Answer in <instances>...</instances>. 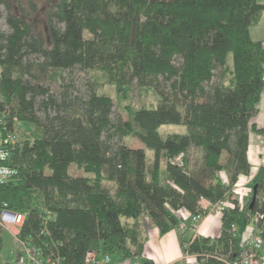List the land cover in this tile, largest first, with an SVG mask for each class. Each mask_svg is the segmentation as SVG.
<instances>
[{"label":"trees","instance_id":"obj_1","mask_svg":"<svg viewBox=\"0 0 264 264\" xmlns=\"http://www.w3.org/2000/svg\"><path fill=\"white\" fill-rule=\"evenodd\" d=\"M47 3L42 11L37 0H0L9 29L0 31V139L15 137L13 145H0L8 151L0 165L17 173L0 183V207L5 203L24 214L22 237L38 233L43 210L51 212L46 240L64 264H82L89 250L140 255L145 219L163 235L179 227L177 211L204 214L202 200L225 201L250 173V123L264 89V46L252 40L250 27L264 5ZM229 60L232 80L224 85ZM75 68L101 72L120 96L133 87L151 89L158 104L130 112L127 120L112 119L113 102L97 93L96 83H86L85 95L64 83L63 73ZM46 81L63 82L59 93L44 86ZM162 125H184L187 133L162 137ZM128 137L153 152L151 163L143 149L123 143ZM195 151L197 158L191 156ZM71 167L90 176L72 175ZM251 187L252 209L237 203L224 208L220 234L181 241L183 252L201 264L238 258L244 251L238 232H245L250 215H264L261 171ZM257 229L264 238V219Z\"/></svg>","mask_w":264,"mask_h":264},{"label":"built area","instance_id":"obj_2","mask_svg":"<svg viewBox=\"0 0 264 264\" xmlns=\"http://www.w3.org/2000/svg\"><path fill=\"white\" fill-rule=\"evenodd\" d=\"M264 81V75L262 77ZM1 124V122H0ZM15 137L8 133L3 139H0V145H13ZM8 155V151L0 147V161H4ZM179 158L177 159V161ZM16 171L4 165H0V183H6L16 176ZM255 171H251L248 176L239 178L236 184L232 187L228 198L216 205V211L221 212L226 207H233V203H237L240 208L243 207V202L251 194V183L254 179ZM205 201V200H202ZM207 202V201H205ZM207 204H209L207 202ZM200 208L205 211L203 214L189 215V221L193 233L196 232V224H198L206 214L208 209L200 205ZM176 214V213H175ZM52 214L49 211L43 210L41 223L42 228L38 233L22 237L21 228L24 225L25 216L22 213L14 212L7 208L3 203L0 207V229L7 232L14 241L16 247V264H64L63 258L55 251V245L49 237L47 225L52 220ZM264 219L261 213H255L249 217V225L245 232L240 237L244 246V251L233 261H225V264H264V238L260 235L257 225ZM180 230L185 228L184 221H180ZM232 230L235 227L232 226ZM186 255H190L186 253ZM82 264H119L112 258V255L107 253H98L94 250L86 251Z\"/></svg>","mask_w":264,"mask_h":264},{"label":"rangeland","instance_id":"obj_3","mask_svg":"<svg viewBox=\"0 0 264 264\" xmlns=\"http://www.w3.org/2000/svg\"><path fill=\"white\" fill-rule=\"evenodd\" d=\"M48 0H37L38 5L41 7L42 11L47 8ZM261 4L264 5V0H258ZM0 31L4 33H8L9 29L5 23V9L2 4H0ZM250 36L252 40L259 41L264 46V12L258 23L252 27H250ZM86 37H88L86 35ZM33 61H37L32 58ZM231 61H228V65L226 71L223 76V84L229 85L232 80V73H231ZM216 73V72H215ZM64 76V83H71L74 86V89L77 94L85 95L87 91V82L96 83L97 86V93L99 95L109 97L114 105L112 119L116 117H121L123 120H127L130 118V112L135 111L141 108H155L158 104V98L155 93L151 89H137L135 87L129 89L124 96H120L117 94L114 86L108 84L106 82V77L98 71H89L84 72L78 68L73 70L65 71L63 73ZM217 81V77H215L212 82L215 83ZM63 82L56 81V82H45L44 86H48L50 91L57 94L60 91V85ZM257 114L251 120L250 123V138H259V141H263L264 144V124L261 123V116L264 113V89L261 94V99L258 104ZM261 115V116H260ZM264 122V120H263ZM159 134L162 137H166L169 134H186L187 130L184 125H162L159 128ZM123 143L130 148H139L145 151L146 155V162L151 163L153 158V152L151 150L145 149L144 146L135 138L128 137L123 140ZM264 147V145H263ZM191 156L193 158L199 157L197 151L192 152ZM261 158V156H256ZM251 156L252 160H256L257 158ZM259 163V164H258ZM257 164L252 168L256 169L254 177L261 171L264 174V165L257 160ZM254 171V170H253ZM252 171V172H253ZM70 173L75 176H90L85 175L82 171L76 170L74 167H71ZM102 186L112 189V184L107 183L106 181H102ZM252 193L245 199L242 203L243 206L251 203ZM16 247L14 244L13 239L7 232L2 233V241L0 246V264H16Z\"/></svg>","mask_w":264,"mask_h":264},{"label":"crops","instance_id":"obj_4","mask_svg":"<svg viewBox=\"0 0 264 264\" xmlns=\"http://www.w3.org/2000/svg\"><path fill=\"white\" fill-rule=\"evenodd\" d=\"M263 120L264 113L261 116L262 124H264ZM262 142L259 141V138L249 137L248 160L251 167L259 164H257V160L264 165V144ZM251 156H261V158L256 157V160H252L253 158ZM252 169L256 171V169ZM200 205L205 206L208 209V213L202 221L196 224L195 233L191 229L189 221L190 214L183 209L176 212V217L180 221H184L185 228L183 230L176 228L161 235L158 229L145 219L141 232V237L145 239V243L143 244L141 254H132L127 258L112 255V258L119 264H201L195 255L190 254L187 256L183 252L181 241H189L197 236L216 238L221 230V212H217L216 206L214 207L210 203L207 204L205 201H201ZM238 235L242 236L243 233L238 232Z\"/></svg>","mask_w":264,"mask_h":264},{"label":"water","instance_id":"obj_5","mask_svg":"<svg viewBox=\"0 0 264 264\" xmlns=\"http://www.w3.org/2000/svg\"><path fill=\"white\" fill-rule=\"evenodd\" d=\"M255 199H256V188L254 187V188H253L252 200H251V203L249 204V209H252V208H253V205H254Z\"/></svg>","mask_w":264,"mask_h":264}]
</instances>
